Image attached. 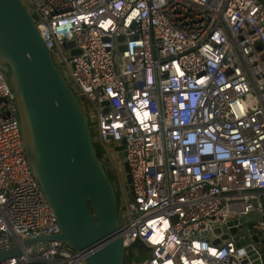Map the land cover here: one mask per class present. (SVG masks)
<instances>
[{
	"label": "built area",
	"instance_id": "obj_1",
	"mask_svg": "<svg viewBox=\"0 0 264 264\" xmlns=\"http://www.w3.org/2000/svg\"><path fill=\"white\" fill-rule=\"evenodd\" d=\"M22 2L112 170L123 142L129 264H241L233 238L213 243L241 217L264 235V0ZM59 234L0 66V252L21 249L0 264H86L63 241L24 245Z\"/></svg>",
	"mask_w": 264,
	"mask_h": 264
},
{
	"label": "water",
	"instance_id": "obj_2",
	"mask_svg": "<svg viewBox=\"0 0 264 264\" xmlns=\"http://www.w3.org/2000/svg\"><path fill=\"white\" fill-rule=\"evenodd\" d=\"M74 47L65 44L72 56L79 53ZM0 66L9 74L28 163L60 226L59 235L24 245L58 240L85 253L86 264H127L116 177L98 156L88 116L22 0H0ZM110 146L123 160V142ZM124 168L134 202L127 163ZM252 225L251 217L235 218L215 231L222 237L213 244L233 238L244 254L241 264H264V235L250 237ZM20 253L18 246L1 251L0 263Z\"/></svg>",
	"mask_w": 264,
	"mask_h": 264
},
{
	"label": "rangeland",
	"instance_id": "obj_3",
	"mask_svg": "<svg viewBox=\"0 0 264 264\" xmlns=\"http://www.w3.org/2000/svg\"><path fill=\"white\" fill-rule=\"evenodd\" d=\"M57 61V60H56ZM59 64V62H57ZM9 75V74H8ZM82 103H85L82 101ZM96 131L95 129L93 130V135H95ZM114 149H112L111 151H113ZM114 152V151H113ZM117 159H119L122 164L119 165V170H113L114 174L116 175V178L118 179V175L120 176L122 183L125 184L126 183V172H125V168H124V161L122 159L119 158L118 154H117ZM118 162V161H117ZM116 196H117V201H118V206L120 209H122L124 207V203L122 202V194L121 191L118 189V185L116 186ZM142 254L140 253L139 255V260H142Z\"/></svg>",
	"mask_w": 264,
	"mask_h": 264
},
{
	"label": "trees",
	"instance_id": "obj_4",
	"mask_svg": "<svg viewBox=\"0 0 264 264\" xmlns=\"http://www.w3.org/2000/svg\"><path fill=\"white\" fill-rule=\"evenodd\" d=\"M95 145H96V148H97L98 156L102 158V150H101L100 145L97 144V143H95ZM138 248H139V249H142V246H141L140 243H136V244L132 247V249H130V251H132V250H134V249H138ZM140 252H141V254H142V256H143L141 259H144V258H146V257L148 256V253H147V250H146V249H143V250H141ZM127 264H129V256L127 257Z\"/></svg>",
	"mask_w": 264,
	"mask_h": 264
},
{
	"label": "bare ground",
	"instance_id": "obj_5",
	"mask_svg": "<svg viewBox=\"0 0 264 264\" xmlns=\"http://www.w3.org/2000/svg\"><path fill=\"white\" fill-rule=\"evenodd\" d=\"M168 264H171V263H168Z\"/></svg>",
	"mask_w": 264,
	"mask_h": 264
},
{
	"label": "crops",
	"instance_id": "obj_6",
	"mask_svg": "<svg viewBox=\"0 0 264 264\" xmlns=\"http://www.w3.org/2000/svg\"><path fill=\"white\" fill-rule=\"evenodd\" d=\"M215 242V241H214Z\"/></svg>",
	"mask_w": 264,
	"mask_h": 264
}]
</instances>
